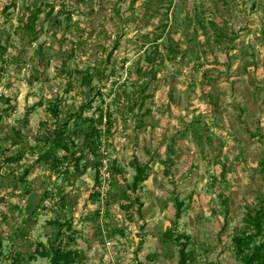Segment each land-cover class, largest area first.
Wrapping results in <instances>:
<instances>
[{
	"label": "rangeland",
	"instance_id": "obj_1",
	"mask_svg": "<svg viewBox=\"0 0 264 264\" xmlns=\"http://www.w3.org/2000/svg\"><path fill=\"white\" fill-rule=\"evenodd\" d=\"M260 208L264 0H0V264H243Z\"/></svg>",
	"mask_w": 264,
	"mask_h": 264
},
{
	"label": "trees",
	"instance_id": "obj_2",
	"mask_svg": "<svg viewBox=\"0 0 264 264\" xmlns=\"http://www.w3.org/2000/svg\"><path fill=\"white\" fill-rule=\"evenodd\" d=\"M67 119L62 120L61 122L55 120L52 123H41V131L37 136L36 140L45 141L48 139L49 135L59 136L65 133L64 129H62L63 125H66ZM95 130L91 129L85 136L88 138L93 135ZM144 169L143 166L136 164V174L134 176L133 185L135 186L138 181H140L143 177ZM179 215V212L176 213ZM264 218V211L262 208L258 210V212L251 218L249 221L253 223L254 234H258L262 230V223ZM251 235V234H249ZM249 235H237L234 236L233 242L236 247V254L240 258L243 264H264V241L253 244L251 246V237ZM39 246L43 247L42 251L35 249V252L41 256L49 255L50 264H68L73 261L74 256L76 255V251L74 250H64L61 246L54 244H50L49 248H44L42 244ZM44 249V251H43ZM249 250V251H247ZM179 264H187V253L184 249V244L180 248L179 251Z\"/></svg>",
	"mask_w": 264,
	"mask_h": 264
},
{
	"label": "built area",
	"instance_id": "obj_3",
	"mask_svg": "<svg viewBox=\"0 0 264 264\" xmlns=\"http://www.w3.org/2000/svg\"><path fill=\"white\" fill-rule=\"evenodd\" d=\"M101 192H102V191H101ZM103 195H104V194L102 193V194H101V197H102Z\"/></svg>",
	"mask_w": 264,
	"mask_h": 264
}]
</instances>
